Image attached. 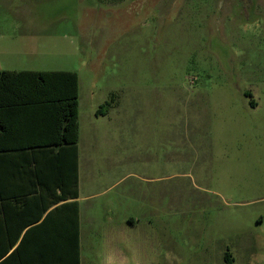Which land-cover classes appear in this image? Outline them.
<instances>
[{
    "label": "rangeland",
    "instance_id": "1",
    "mask_svg": "<svg viewBox=\"0 0 264 264\" xmlns=\"http://www.w3.org/2000/svg\"><path fill=\"white\" fill-rule=\"evenodd\" d=\"M1 70L78 74L81 264H264V0H0Z\"/></svg>",
    "mask_w": 264,
    "mask_h": 264
},
{
    "label": "trees",
    "instance_id": "2",
    "mask_svg": "<svg viewBox=\"0 0 264 264\" xmlns=\"http://www.w3.org/2000/svg\"><path fill=\"white\" fill-rule=\"evenodd\" d=\"M78 99L75 71H0V264H80Z\"/></svg>",
    "mask_w": 264,
    "mask_h": 264
},
{
    "label": "crops",
    "instance_id": "3",
    "mask_svg": "<svg viewBox=\"0 0 264 264\" xmlns=\"http://www.w3.org/2000/svg\"><path fill=\"white\" fill-rule=\"evenodd\" d=\"M78 108H79V106H78ZM4 112H7V111H4ZM78 112H79V109H78ZM4 114H9V113H4ZM3 116H6V115H3ZM78 125H79V122H78ZM79 140V139H78ZM77 148H78V143H77ZM78 171H79V149H78ZM78 184H79V173H78ZM79 197V196H78ZM78 199V198H77ZM79 203V202H78ZM23 221H15V220H10L9 222H8V224H9V226L11 227L10 229H11V236H13L17 231H18V227L21 225V224H23L22 223ZM1 221H0V227H1ZM2 228H0V230H1ZM28 229V228H27ZM26 229H24L22 232H21V235H22V233L25 231ZM37 234H39V232L37 233ZM21 235L19 236V238L18 239H20V237H21ZM122 257V256H121ZM80 264H81V251H80Z\"/></svg>",
    "mask_w": 264,
    "mask_h": 264
}]
</instances>
